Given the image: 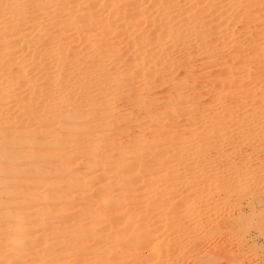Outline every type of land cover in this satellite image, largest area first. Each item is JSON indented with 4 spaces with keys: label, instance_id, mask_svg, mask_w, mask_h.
Listing matches in <instances>:
<instances>
[{
    "label": "bare ground",
    "instance_id": "bare-ground-1",
    "mask_svg": "<svg viewBox=\"0 0 264 264\" xmlns=\"http://www.w3.org/2000/svg\"><path fill=\"white\" fill-rule=\"evenodd\" d=\"M68 1L0 0V223L5 221L2 228L10 234L9 237L6 236L10 246L5 245L2 242L4 232L0 229V260L5 251H8V247L5 250L3 247H11L17 243V247L12 246L9 249L16 256L15 263H19L24 257H32L31 254L39 253L38 264H54L62 262L61 253L77 248L80 240L89 237L96 240L93 237L96 234L95 228L100 227L103 230L105 222L113 218L108 214L110 209L136 204L138 197L142 199L146 195L145 190H137L140 193L138 195L134 194L136 188L133 186L121 185L120 178L126 172L134 173L133 177H128L129 182L142 181L143 185L146 184L153 190V196L157 195L152 203L153 211L160 209V213H165L168 209L164 208V198L172 197V194L169 196L170 189L166 187L170 188L173 184L176 173L180 174V178L191 168V162L189 166L186 161L188 156L198 155L200 158L204 151L203 140L198 133L202 114L198 108L185 110L180 107L184 94L190 91L193 98L190 103L194 106L193 100L204 95L196 91L204 86H198L195 75H175L174 72H178L176 70L182 63L180 62L181 66L177 64L178 60L176 57L174 60V55L185 48L188 51L192 47L190 45H196L199 48L196 56L203 54L214 66L226 67V72L223 73L225 75L234 73L235 65L239 61L237 56L228 57L229 59L222 57L225 47L247 51L242 61H247L245 57L249 58L250 55H262L260 50L264 47V40L260 47L252 43L258 33L256 27L264 26V0H238L236 4H233L234 0H75L77 7L88 3L107 4L108 12L103 16L104 19L94 21L90 40L78 38L80 25L77 21L62 17ZM30 5L35 8L33 13L28 14L23 7ZM54 6H57L55 17L49 23L59 26L56 36L49 35L48 23L42 20V17L51 13L50 8ZM134 7L137 8L136 12ZM119 9L122 10L121 21L110 22V18ZM94 15L96 14H90L89 18ZM251 22L258 23L254 28L252 25L249 28ZM24 23L26 26L21 31L12 30ZM99 24L102 27H98ZM115 25L118 27H113ZM114 32H118L117 36L131 37V44L121 46L119 43L124 40H114L112 47L100 50L102 46L96 36L103 35L101 40L105 42L108 41L107 36ZM70 36L73 37L72 42L68 43ZM239 36L247 38L245 46L237 42ZM75 42L83 43L84 47L74 52L73 56L70 50ZM131 48H134L135 56L129 61L134 65L127 67L123 55ZM85 49H90L95 54L82 53ZM171 51L175 53L172 56L169 54ZM190 60L194 62L192 59H187L186 62ZM186 62L183 63L185 69L182 68L188 72L190 69H186ZM14 63H19L15 75L11 68ZM26 75H31L29 80L22 84V88L17 87L13 81L16 80V84L20 81L22 83ZM223 80L225 82L220 81L219 85L225 90L236 87L237 83L233 79ZM158 82L167 91H173L174 98L169 106L157 107L152 100L149 101L148 95L146 97L142 94L152 87L155 88L154 85ZM223 88L222 91H225ZM131 92L136 95L132 96ZM213 97L210 98L215 99ZM120 99L136 100V108L121 114L117 110ZM134 114L139 115L143 122L158 121V127L151 131L147 139H133L130 144L125 143L130 141L128 139L125 142L119 141L108 158L100 155L104 143H113L117 139L132 136L130 127ZM180 114H185L184 123L171 122L166 127L163 126L166 117ZM140 121L135 125H144ZM185 124L189 125L188 130L182 127ZM120 131L121 137L116 136ZM79 156L83 157V165L76 163ZM53 157H57L59 164L53 162ZM143 158L148 159L143 161ZM96 169L100 171L98 178L105 183L100 190L87 197L88 201H85L84 208H80L74 222L65 224L73 216L68 212L65 214V210L61 208L65 207L59 198L61 180L63 177L74 180L82 170L92 172ZM112 171L115 172L110 176ZM144 172L150 175L147 180L143 177ZM190 176L187 175L189 178ZM86 182H83L82 187L87 185ZM183 182L182 180L181 183ZM77 184L75 180L69 182L72 186ZM192 187L191 191L194 190ZM116 191L118 197L114 199L113 193ZM18 193L23 194L21 195L25 203L33 202L30 207L34 210L29 214L11 211L18 207L16 204L11 206L14 195ZM3 197L6 200L2 201ZM65 201L72 204L75 197ZM155 214L157 213H152L151 217ZM133 216L134 214H118L115 218H124L128 225ZM161 218L164 221L162 229L156 230L151 228L152 225H147L151 229H144L135 237L136 241L150 242L149 239L159 229L163 235L174 232L172 217L168 218L165 214ZM47 221L62 223L58 227L63 229L59 242L50 241L53 238L51 235L58 230L55 225L54 230L47 231ZM180 227L185 228L182 225ZM135 232L133 230L132 234ZM122 233L117 231L114 236ZM25 234H30L31 239L24 240ZM154 245H157L156 241ZM171 249L166 247L163 252ZM166 252L163 255H168ZM53 253L57 256L51 257ZM0 264L5 263L0 261ZM60 264L65 263L63 261Z\"/></svg>",
    "mask_w": 264,
    "mask_h": 264
},
{
    "label": "rangeland",
    "instance_id": "rangeland-1",
    "mask_svg": "<svg viewBox=\"0 0 264 264\" xmlns=\"http://www.w3.org/2000/svg\"><path fill=\"white\" fill-rule=\"evenodd\" d=\"M237 1L238 0H234L233 4H236ZM65 6L66 11L62 13V17L70 21H77V24L80 25V29H78L77 32V35H79L78 38L84 37L89 40L91 39L89 35L92 33L91 28L94 26V21L104 19L103 16L108 12L106 2H101L100 4L88 3L86 5L83 4L82 7H77V5H75V0H69ZM23 8L25 10L24 12L30 14L33 13L35 7L34 5H30L29 7L24 6ZM56 8L57 6L50 8L51 13L42 17V20L46 24L48 23L47 29L50 33L49 35L52 36H56L59 33V26H54L49 23V20L55 17ZM136 10L137 8L134 7L135 12ZM27 13L25 14L28 15ZM92 13L96 15L89 18V15ZM121 13L122 10L119 9L117 14L111 17L109 21L120 22L122 18ZM58 20H61V18H58ZM258 22L261 23L260 21ZM258 22H251L252 24H250L249 28H251V25L252 28H254ZM25 26L24 23L12 30L21 31ZM99 26H101V24H99L98 27ZM259 26L260 27H256L258 33L254 36L252 44L260 47L263 46L261 43L264 40V32L262 31L264 26ZM113 27L116 28L118 25ZM246 30H248V28H246ZM117 33L118 32L110 33L107 36L108 41L105 40V42L101 40L103 35L96 36L99 44L102 46L100 50H106L112 47L114 40H124L122 43H119L121 46L126 43L131 44V37L126 38L125 35L117 36ZM72 38L73 37L70 36L67 42H72ZM245 38L246 37L243 36L238 37L237 42L239 45L245 44ZM77 42H75V45L77 44L76 48H73L74 45L72 50H70L72 51L71 54L80 51V49L84 47L83 43L79 42L80 44H78ZM190 46L192 47H188V51H186L185 48L178 53L179 55L173 53L176 55H174V60L176 57L179 61H176L177 64L181 66L182 63L181 69L184 68L183 63H185L187 59H192V61H194L191 62L190 60L185 64V67H189H186V69H190L192 73L190 70L188 72L187 70L185 71V68L183 70L179 68L176 70L178 72H174L175 75L180 76L186 73L192 74V76L195 75L197 77L195 81H197L196 83H198V86H204L200 88V90L203 91L199 89L196 91L204 95L203 97H198L193 100L195 101L194 106L190 103V101H192L190 99H193L191 98V91L184 94L185 96L183 95V104L180 105V107L185 110L187 108H198L197 110L202 114V122L199 126L198 133L203 140V154L200 158L198 155L195 157L188 156L189 159L188 157L186 158L188 164L190 162V164H192V166L189 164L191 170L188 168V172L186 173L193 178L190 176V178H192L190 179L187 177L186 173L182 174V172L179 178L180 174L176 173L177 177L174 178L173 184L170 188L166 187L170 189L169 196L172 194V197L164 198L166 199V201L163 202L164 208L168 210L165 213H160V209L156 211L152 209L153 200L157 197V195L153 196V190L146 184L143 185L142 181L129 182L128 177H133L134 173H124L120 178L121 185L133 186L136 188V192L133 191L134 194L138 195H140V193H138L137 190H145V197H142V199L138 197L135 201L136 204H126L122 205L120 208L110 209L108 214L113 216L114 219L112 218L110 221H106L103 225V230H100V227L95 228L96 234L93 237H96V240L92 237L86 240H80L77 242V248L68 251L64 250L61 253L62 260L65 264H264V47L260 50V54H262L260 57L258 54L250 55L249 58L245 57L247 61H242V57L247 54V51L225 47L224 51L221 53L222 57L224 56L229 59L228 57L237 56L239 61L244 62L239 63V61H237L234 73L225 75L223 73L226 72V67L219 68V66H214L210 59L208 57L205 58L203 54L196 56V54H199L197 50L199 48L196 45ZM129 49L125 51L123 55L125 56L123 59L126 60L127 67L134 65L129 60L132 59L131 57H133V55L135 56V50L134 48H131V50ZM82 53L95 54L94 51L90 49H85ZM173 53L171 51L169 54L172 56ZM112 64L114 65V63ZM245 64H247V67ZM18 66L19 63H14L12 65L13 75H15ZM221 69H224V71H221ZM30 77L31 75H26L22 79V83L21 81L17 83L18 85L15 82L16 80L13 82L17 87L20 86L22 88V84L29 80ZM223 79L226 81L228 79H233L235 83H237L236 87L225 90L221 87L222 85H219L220 81H224ZM159 83L160 82H158V84ZM158 84L156 83V86L154 85L155 88L152 87L142 94H145L144 96L146 97L148 95L150 98H148L149 101H153V104L157 107L169 106L172 104L171 99L174 98V94L172 97L173 91H167L165 86L163 87L161 83L160 85ZM63 86L64 85H62V87ZM216 87L221 88V90ZM222 88L225 91H222ZM218 89L220 92L222 91V93H220ZM134 94L136 95L135 92H131L132 96ZM213 95L215 96L213 97ZM210 97L215 99H211ZM135 101L133 99H129L128 101L126 99H120L118 101L119 103H117L118 112L123 114L130 111L131 108L134 110L136 108L134 104ZM201 101L207 102L203 104ZM198 102H201L203 106H200L201 103L199 104ZM195 112L197 113V111ZM165 119L163 123L164 127L171 122H183L185 114L168 116ZM139 121V115L134 114L133 122L130 127L132 128L130 130L133 133L130 132L132 136L130 138L117 139L113 143L108 142L104 143V145L102 144L100 155L102 154V156L108 158L119 141L125 142L128 139L131 142L127 141L125 143L130 144L133 139H140L141 137L147 139L151 131L158 127V121L155 120H147L146 122L140 121L143 122L144 125L136 126ZM134 125L135 127H132ZM182 127L187 130L190 128L188 124ZM118 134L119 135L116 136L121 137V131ZM97 158L100 159L101 157ZM182 158L185 159V157ZM147 159L148 158H143V161H147ZM199 159L200 161H198ZM52 160L56 162V164H59L57 157H53ZM181 160L182 159H180V161ZM76 163L83 165V157L79 156ZM193 164L195 167H193ZM192 171L195 174L192 173ZM114 172L115 171H112L110 176ZM99 174V169L92 172L82 170L77 178L74 179L78 183L76 186L69 185V182L74 180L63 177L59 184L61 189L59 198H61V201L64 203L63 206L65 207L61 208L65 210V214L68 212L73 216L71 221H66L67 223L65 222V224L74 222L73 219L79 215L80 208H84L85 201H88L87 197L91 196L93 192L101 189L105 181H101L98 178ZM183 175L188 178V181L185 180L186 178ZM148 176L150 175L144 172L143 177L146 178V180ZM180 179L181 181L179 182L178 180ZM109 180L111 179L109 178ZM182 180L186 182L181 183ZM84 181H87V185L82 187ZM191 187L194 189H192L193 191H191ZM14 188L13 191H15ZM194 193L196 196H194ZM21 194L18 193L14 195L11 206L16 204L18 207L14 208V211H11L18 214H29L31 210H34V208L32 209L30 207L33 202L26 201L25 203V199L22 196L23 194ZM71 197H75L74 203L71 204L65 201L71 199ZM113 197L114 199L118 197L117 191L113 193ZM1 200L3 201L6 199L3 197ZM194 208H196V210ZM196 211L201 212L197 213ZM152 213L157 214L151 217ZM187 213L191 214L189 215ZM118 214L122 216L134 214V216L129 221V224L126 225L124 218H115ZM165 214H167L168 218L172 217L171 222L174 220L171 223L174 226H171L174 232L169 233L170 235H163L160 233L164 223L161 216ZM195 214H199V216ZM3 221L4 220H2V223L5 222ZM2 223H0L1 232H4L2 242H4L5 245H9L7 242L9 238L7 237H9L10 234L8 230L3 229L5 223ZM180 224L186 229L181 228ZM198 224H200V226ZM55 225L58 231H55V233L51 235L53 238L50 241L57 243L62 238L61 231L63 229L58 228L62 226V223L58 221H47L46 229L47 231H52ZM147 225H152L151 228L156 230L157 228L161 229H159L158 233L156 232L155 235L153 234L152 238L150 237L151 239H149V241L151 243L148 241L144 243L136 241L135 237L144 229H151H149ZM176 227H179V231ZM173 229L171 231H173ZM133 230L136 231L134 234H132ZM117 231H122L123 233L116 237L114 235H116L115 232ZM159 233L161 235H159ZM29 239H31L30 234H25L24 240ZM154 240L157 245H154ZM9 246L3 247V250L8 247V251H5L4 257L0 260L5 264L8 262L15 263L17 260L16 256L12 255L10 251L12 246L17 247V243L12 244L11 247ZM164 247H170V249H172L163 252V249H165ZM165 252L168 253V255H166L167 257L163 255ZM31 255L32 257H24L22 261L15 264H38L39 259H37V256H39V253ZM52 255H54V257L57 256L55 253L50 256L52 257ZM198 256L200 257L198 258ZM150 257L153 259H150ZM147 259L150 260L148 261ZM203 260H205L206 263H204ZM63 261L54 264H60L63 263Z\"/></svg>",
    "mask_w": 264,
    "mask_h": 264
}]
</instances>
